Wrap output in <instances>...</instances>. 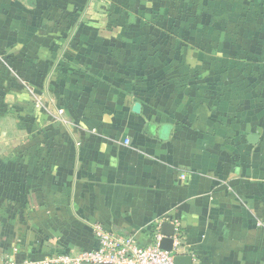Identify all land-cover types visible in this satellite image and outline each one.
Returning <instances> with one entry per match:
<instances>
[{"label":"crops","instance_id":"obj_1","mask_svg":"<svg viewBox=\"0 0 264 264\" xmlns=\"http://www.w3.org/2000/svg\"><path fill=\"white\" fill-rule=\"evenodd\" d=\"M165 222L264 264V0H0V264Z\"/></svg>","mask_w":264,"mask_h":264},{"label":"built area","instance_id":"obj_2","mask_svg":"<svg viewBox=\"0 0 264 264\" xmlns=\"http://www.w3.org/2000/svg\"><path fill=\"white\" fill-rule=\"evenodd\" d=\"M96 235L100 242L96 251L57 252L23 264H174V250L168 252L160 247L164 238L160 230L154 242L147 245H139L133 237L118 235L100 226L96 228Z\"/></svg>","mask_w":264,"mask_h":264},{"label":"water","instance_id":"obj_3","mask_svg":"<svg viewBox=\"0 0 264 264\" xmlns=\"http://www.w3.org/2000/svg\"><path fill=\"white\" fill-rule=\"evenodd\" d=\"M175 226L169 222L162 224L161 234L164 237L160 247L168 252H173L175 243ZM193 258L186 255H175L174 264H192Z\"/></svg>","mask_w":264,"mask_h":264}]
</instances>
